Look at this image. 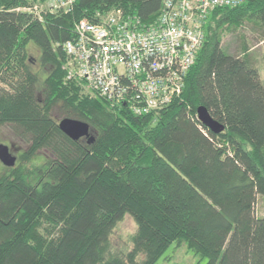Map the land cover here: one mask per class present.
<instances>
[{
    "label": "trees",
    "instance_id": "1",
    "mask_svg": "<svg viewBox=\"0 0 264 264\" xmlns=\"http://www.w3.org/2000/svg\"><path fill=\"white\" fill-rule=\"evenodd\" d=\"M48 1L0 0V126L29 142L14 165L0 160V264H155L173 242L204 264H264V215L255 213L264 200V77L245 34L240 54L222 44L246 24L264 40V0L210 13L180 96L156 115L83 93L63 44L76 21L116 8L149 24L162 0H75L69 10ZM30 41L49 67L42 87ZM55 105L88 121L94 137H70ZM199 106L224 128L204 124ZM43 148L53 155L34 160ZM126 213L136 230L117 251L111 234Z\"/></svg>",
    "mask_w": 264,
    "mask_h": 264
},
{
    "label": "built area",
    "instance_id": "2",
    "mask_svg": "<svg viewBox=\"0 0 264 264\" xmlns=\"http://www.w3.org/2000/svg\"><path fill=\"white\" fill-rule=\"evenodd\" d=\"M51 1V10H69L75 2ZM242 1L162 0L149 24L125 16L120 8L100 14L97 21L83 17L63 44L68 76L78 80L83 93L98 95L117 109L156 115L180 96L204 43L210 13ZM32 8L42 9L37 4Z\"/></svg>",
    "mask_w": 264,
    "mask_h": 264
},
{
    "label": "rangeland",
    "instance_id": "3",
    "mask_svg": "<svg viewBox=\"0 0 264 264\" xmlns=\"http://www.w3.org/2000/svg\"><path fill=\"white\" fill-rule=\"evenodd\" d=\"M37 3L41 5L42 2ZM46 5L49 6L50 3ZM243 34H245L244 36H246L248 45L250 46L252 60L259 66L261 75L264 77V40H258L260 32L252 30L250 24H246L237 32L226 33L223 36L222 44L228 51L240 54L242 53V44L244 41ZM27 48L31 57V66L39 74L37 86L42 87L49 67L41 64L39 47L33 41L28 43ZM51 112L58 120L65 117V114L61 112L60 105H55ZM0 143H5L9 146L10 152L16 155V161H18V154L29 145L28 141L14 134L9 124L0 126ZM52 155L51 150L43 148L34 160L42 161ZM255 213L257 215H264V200L261 196L258 197L255 203ZM135 230L136 223L133 217L129 213H126L111 234L112 248L117 251H122L131 247L130 236ZM206 261L207 258H201L194 249L188 248L186 243L176 244V242H173L155 264H204Z\"/></svg>",
    "mask_w": 264,
    "mask_h": 264
},
{
    "label": "water",
    "instance_id": "4",
    "mask_svg": "<svg viewBox=\"0 0 264 264\" xmlns=\"http://www.w3.org/2000/svg\"><path fill=\"white\" fill-rule=\"evenodd\" d=\"M197 113L199 119L213 131L219 132L224 128V125L210 115L205 106H199ZM59 126L74 139L87 137L90 140L94 137L90 123L83 119L65 116L59 120ZM0 160L9 166L14 165L16 162V155L10 152L9 146L5 143H0Z\"/></svg>",
    "mask_w": 264,
    "mask_h": 264
},
{
    "label": "flooded vegetation",
    "instance_id": "5",
    "mask_svg": "<svg viewBox=\"0 0 264 264\" xmlns=\"http://www.w3.org/2000/svg\"><path fill=\"white\" fill-rule=\"evenodd\" d=\"M17 159V158H16Z\"/></svg>",
    "mask_w": 264,
    "mask_h": 264
}]
</instances>
